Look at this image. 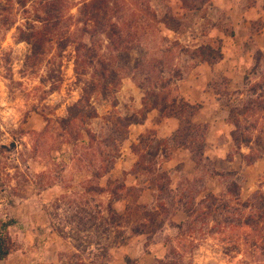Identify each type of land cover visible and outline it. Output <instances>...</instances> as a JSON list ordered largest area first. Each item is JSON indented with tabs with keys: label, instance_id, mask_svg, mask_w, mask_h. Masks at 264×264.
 Here are the masks:
<instances>
[{
	"label": "rangeland",
	"instance_id": "obj_1",
	"mask_svg": "<svg viewBox=\"0 0 264 264\" xmlns=\"http://www.w3.org/2000/svg\"><path fill=\"white\" fill-rule=\"evenodd\" d=\"M251 2L0 0V220L18 222L13 252L37 253L16 264H264V174L227 163H264V53L244 40L262 20L241 19ZM218 51L239 60L212 74ZM209 88L212 120L192 122ZM152 93L176 113L146 111ZM77 102L93 115L68 121ZM165 117L178 126L161 136ZM214 140L231 141L226 157L205 152ZM209 175L221 195L203 193Z\"/></svg>",
	"mask_w": 264,
	"mask_h": 264
},
{
	"label": "crops",
	"instance_id": "obj_2",
	"mask_svg": "<svg viewBox=\"0 0 264 264\" xmlns=\"http://www.w3.org/2000/svg\"><path fill=\"white\" fill-rule=\"evenodd\" d=\"M237 1L238 0H212L213 4L215 6H219L221 8L224 7L227 9H231V7ZM255 18H261V20H262L261 24L262 25L257 29L254 28V30L252 32V36H250L248 34V32L246 33V31H245L246 34H245L244 40H245V38L251 39L252 48H256V49L260 50V52L264 53V0H252V2L249 5H247L243 8V18H241L243 20L242 21L243 24L245 23V24L250 25L251 20H253ZM245 28L247 30L249 29L247 27H245ZM232 45H233V47H235L234 43H232ZM244 55L245 56H242V59L245 58V60H246V57L247 58L249 57V53L244 54ZM225 59H227V58L222 53V57L218 61L209 65L210 72L213 74L216 71H219V67L225 66L226 65ZM227 60L230 62H233L234 60L237 61L239 59L237 58L236 54H234L231 59H227ZM247 60L249 62V66H250L253 63L252 59H250V57H249V59H247ZM212 74H211V76H213ZM197 80H198L197 83L199 84L200 81H199V79H197ZM204 85H206V84L198 85V86L203 87ZM188 91H189V93L190 92L196 93L195 90L193 91V88H188ZM210 93H211L210 88L208 90L200 89L199 96H201L200 98L204 100V103L202 102V104L199 106L198 111L195 112V114H193L192 119H191L192 122L201 121V120L203 122H209V123L211 122V120H212L211 116L208 115V113H207L208 105L205 104L207 98H209ZM193 95L194 94L187 96L189 98V101H192ZM177 122H178L177 118L165 117L164 121L162 123H159L158 127H160V130H158L157 133L161 136H167V135L172 134L178 126ZM230 144H231L230 140L228 142L224 141L222 143L217 141V140H214L212 142L209 141V143L205 144V148H206L205 152H207V154H211L213 156L226 157L228 152H229V149H228L229 146L228 145H230ZM226 146H228V147H226ZM185 150L186 149H184V151ZM234 155H238V154H234ZM234 155L232 157V160L227 161V163L231 164L232 166H235L234 168L237 170L236 174H240V172L249 173L250 171L255 170L257 167H259L260 173L264 174V163H263V167H262V163L259 161H257V162L255 161L254 163H251V164H245L243 162H240V160L238 162H236L233 160L234 158H236V156H234ZM180 156L183 157V160L184 159L187 160L186 159L187 158L186 153L182 154V152H181ZM170 157L171 158L165 160V163L175 162V161L179 162V161H177V159H178L177 155L175 157H172V156H170ZM181 157L179 159H181ZM180 161H182V160H180ZM187 161H189V163L191 161L194 164V161L191 160V158H189ZM182 174L183 173L181 171L179 173H175L174 175L170 176V178L172 180L170 185L174 190H176L179 179H181V177L184 176V175L182 176ZM184 174H185V176H187L188 179H194L195 175H196L194 170L191 172L189 171V173L187 172ZM219 177H220L219 175H209V178L204 183V191L205 192H203V193H205V194L206 193H212L216 196L221 195L222 189L220 188L221 181H220ZM127 180H130V183L131 182L134 184L137 183V178L131 174L128 175ZM261 181H262V178H260L259 180L257 177L250 178L248 180V182H246L247 185L245 187L244 186L240 187V190L238 193L239 198L245 200L247 197H249L250 194H252L256 188L260 187L259 184L261 183ZM261 187L264 189V183H261ZM143 189H145V190L147 189L149 192H151V188L148 185H143ZM34 254L37 255V253H35V252H33L32 255H29V254L23 255L21 252H17V251L11 252L7 255L6 258L0 259V264H16V262L18 260H21L22 257L28 256L31 258V256H34ZM36 264H40V262H36Z\"/></svg>",
	"mask_w": 264,
	"mask_h": 264
},
{
	"label": "trees",
	"instance_id": "obj_3",
	"mask_svg": "<svg viewBox=\"0 0 264 264\" xmlns=\"http://www.w3.org/2000/svg\"><path fill=\"white\" fill-rule=\"evenodd\" d=\"M88 5V4H87ZM210 50V48H209ZM201 51V50H200ZM200 51H198V53L200 54ZM212 52V51H211ZM218 54V60L222 57V54L220 51L217 52ZM115 73H117L114 69H112V74L115 75ZM179 75V74H178ZM170 82V80L168 81ZM86 102V101H85ZM79 102H77V104H75L73 106V108H71V114L69 117H67L68 121L71 120V119H76V115H78L79 112L83 111V110H86L88 107L87 103L85 104H81L80 105L78 104ZM174 104L175 103V100L172 101L171 103H168L165 99V97H160L158 96V94H154L152 93L149 96L145 97L142 99V106L144 109H146V111L150 110V109H158L160 110L161 112H165L166 110H171V111H174V113L172 112V114H175L176 111L178 110ZM179 106H181V104L179 103ZM93 111H89V113H84L83 115L80 114V118H84V116H87V117H91L93 115L92 113ZM134 123H137L138 121H133ZM213 196V195H211ZM263 198H261L262 200V203L264 204V196H262ZM242 205L244 207H247L248 205L246 204V202H243ZM262 208V206H260ZM184 212L186 213V215L188 217L191 216V211L190 209H185ZM262 212V211H261ZM261 213L257 215V217L261 218L262 216H260ZM18 222L16 219L14 218H7V219H1L0 220V259H4L7 257V255L11 252H13L15 250V245L10 237V234H9V231H8V228L10 226H13V225H16ZM244 223L249 225V226H254L255 224V220H251V217H248L247 219L245 218L244 219ZM124 261L126 264H133L134 260L131 259L129 256H125L124 258ZM164 264H171L172 262L171 261H168V260H164ZM155 264H163V262L161 260H158L157 263Z\"/></svg>",
	"mask_w": 264,
	"mask_h": 264
}]
</instances>
